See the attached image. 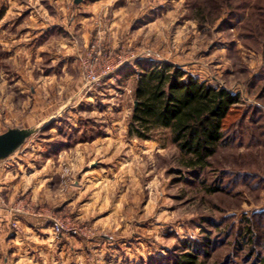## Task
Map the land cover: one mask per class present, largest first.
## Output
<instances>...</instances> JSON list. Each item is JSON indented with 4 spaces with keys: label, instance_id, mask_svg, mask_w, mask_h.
Masks as SVG:
<instances>
[{
    "label": "rangeland",
    "instance_id": "1",
    "mask_svg": "<svg viewBox=\"0 0 264 264\" xmlns=\"http://www.w3.org/2000/svg\"><path fill=\"white\" fill-rule=\"evenodd\" d=\"M217 1L0 0V135L24 134L0 158V206L15 231L79 230H52L37 264H264L263 11L247 30L264 0L231 20ZM164 64L239 95L204 169L169 129L130 127L136 79Z\"/></svg>",
    "mask_w": 264,
    "mask_h": 264
},
{
    "label": "trees",
    "instance_id": "2",
    "mask_svg": "<svg viewBox=\"0 0 264 264\" xmlns=\"http://www.w3.org/2000/svg\"><path fill=\"white\" fill-rule=\"evenodd\" d=\"M235 1H217L219 8L223 6L229 10L230 20L235 16ZM262 7L254 2L248 7L247 23L250 27L247 30L255 29L253 15L264 12V5ZM226 23L229 21L222 25ZM263 41L260 42L261 48L264 47ZM134 97L136 105L130 119L131 129L142 138L147 137L145 132L152 127L169 129L173 143L189 156L183 163L188 169L208 167L210 158L216 155L225 139V127L238 126L244 117L241 108L236 106L239 95L199 82L169 64L152 66L151 70L140 75L136 79ZM172 264L198 263L195 256L184 254Z\"/></svg>",
    "mask_w": 264,
    "mask_h": 264
},
{
    "label": "crops",
    "instance_id": "3",
    "mask_svg": "<svg viewBox=\"0 0 264 264\" xmlns=\"http://www.w3.org/2000/svg\"><path fill=\"white\" fill-rule=\"evenodd\" d=\"M6 206H0V264H37L39 258L41 261L47 259L44 258L46 254L36 253L56 243L52 230L22 220L19 221L21 228L13 230L10 228L11 217Z\"/></svg>",
    "mask_w": 264,
    "mask_h": 264
},
{
    "label": "built area",
    "instance_id": "4",
    "mask_svg": "<svg viewBox=\"0 0 264 264\" xmlns=\"http://www.w3.org/2000/svg\"><path fill=\"white\" fill-rule=\"evenodd\" d=\"M23 206H20V204H17L15 206H13L11 208V212H20L22 210ZM35 215V216H44L41 212H33L32 215ZM50 222H51V225H52V230L55 234V236H58V235H61L63 233L65 234H72V235H76L78 234V229L77 228H73L72 226H69L67 224V222H62V221H59L57 219H54V218H51L50 216L47 218ZM15 227V225H13ZM14 229H17V228H14Z\"/></svg>",
    "mask_w": 264,
    "mask_h": 264
},
{
    "label": "water",
    "instance_id": "5",
    "mask_svg": "<svg viewBox=\"0 0 264 264\" xmlns=\"http://www.w3.org/2000/svg\"><path fill=\"white\" fill-rule=\"evenodd\" d=\"M79 1L75 0V3H79ZM23 135L22 132L13 131L0 135V158L11 152L21 142Z\"/></svg>",
    "mask_w": 264,
    "mask_h": 264
}]
</instances>
